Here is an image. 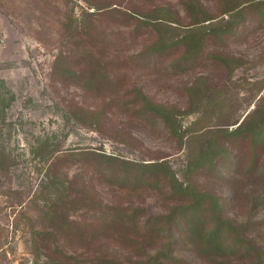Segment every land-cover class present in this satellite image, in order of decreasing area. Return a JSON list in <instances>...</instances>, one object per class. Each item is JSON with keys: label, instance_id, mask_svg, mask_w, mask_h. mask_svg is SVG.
<instances>
[{"label": "trees", "instance_id": "trees-1", "mask_svg": "<svg viewBox=\"0 0 264 264\" xmlns=\"http://www.w3.org/2000/svg\"><path fill=\"white\" fill-rule=\"evenodd\" d=\"M84 1L87 10L93 12H83L80 20L70 17L67 28L73 27L72 31L80 33L75 54L87 66L82 71L88 76L87 87L102 93L117 89L125 78L115 68L119 60L109 57L112 44L100 35H104L99 23L104 17L125 22L123 29L128 30V36L140 35L143 30L153 35L137 56L146 68L160 67L166 58L177 53L167 70L184 71L203 61L206 55L204 61L227 69L228 76L237 60L207 50L225 47L238 36L246 19L264 18V0H217L215 13L201 0H179L180 10L159 0H147L154 4L144 11ZM170 33L179 35L170 38ZM66 70L62 76L67 79L82 77ZM0 88V103L4 104L10 93L1 82ZM209 93L207 78L199 76L197 84L187 90L188 109H209L216 102ZM130 94L131 100H109L98 111L78 110L72 116L99 123L107 119L105 110L122 108L131 120L159 122L168 136L186 145V131H182L179 117L189 110L182 112L174 106L153 103L138 87ZM205 136L194 139L202 140ZM78 156L89 159L86 180L78 175L64 176V183H58V162L69 161L75 155L62 159L54 156L44 170L41 188L46 186L52 197L44 214L51 228L37 232L38 240L33 242L37 257L34 264H264V248L254 236L264 223L262 216H255L264 206V110H253L231 131L210 133L187 160L182 182L166 161L132 163L86 151ZM218 168L226 173H220ZM2 171L5 157L0 149ZM202 174L231 185L230 196L225 198L196 184V178ZM94 180L104 183L115 200L104 203ZM247 183H252L256 192L242 197L238 187L244 188ZM152 196L164 204V210L157 214L144 206L145 199ZM133 199L137 202L132 203ZM227 204L244 206L246 219L240 221L236 216L225 215ZM70 211L82 213V220L70 221ZM109 240L126 256L108 253L105 242ZM67 243L76 246L66 248ZM73 247L76 252H67ZM40 249L44 250L42 261L37 255Z\"/></svg>", "mask_w": 264, "mask_h": 264}, {"label": "rangeland", "instance_id": "rangeland-1", "mask_svg": "<svg viewBox=\"0 0 264 264\" xmlns=\"http://www.w3.org/2000/svg\"><path fill=\"white\" fill-rule=\"evenodd\" d=\"M159 1L175 10L181 8L179 0ZM201 2L212 13L216 12L217 0ZM94 3L138 11L154 4L147 0H94ZM83 12H93L87 10L84 0H0V82L10 93L6 102L0 103V149L5 157V171L0 173V264L36 261L33 242L38 240L37 232L51 228L44 213L52 197L46 186L41 188V181L52 157L75 155L69 161L58 162V183H64V176L78 175L86 180L89 159L78 156L83 151L132 163L166 161L182 182L187 160L208 140L210 133L231 131L253 110H264V18L246 19L244 28L225 47L207 50L237 60L228 76L227 69L204 61L206 55L203 61L184 71L167 70L177 53L166 58L160 67L146 68L137 56L153 35L143 30L140 35L128 36V30L123 29L125 22L104 17L99 22L104 35H100L112 44L109 57L119 60L115 68L125 78L117 89L102 93L87 87L88 76L82 72L87 66L75 54L80 33L72 31L73 27L67 28L70 17L80 20ZM66 69L82 77L67 79L62 76ZM201 75L207 78L209 95L216 102L206 111L201 106L188 109L187 90L197 84ZM134 87L141 88L153 103L174 106L182 112L189 110L179 117V125L186 131V145L168 136L159 122L131 120L122 108L105 110L107 119L99 123L72 116L78 110L98 111L109 100L124 97L131 100ZM203 134L206 136L202 140L194 139ZM195 183L225 198L233 190L231 185L206 174L197 177ZM93 185L104 203L115 200L104 183L94 180ZM238 189L242 197L256 192L252 183ZM136 202L137 199L132 200ZM144 206L152 214L164 210V204L155 196L146 198ZM225 215L236 216L240 221L246 219L244 206L227 204ZM255 216L264 218V206ZM68 218L80 222L83 217L78 211H70ZM254 236L264 248V223ZM105 243L108 253L126 256L113 241ZM75 250L73 247L67 252ZM37 253L42 261L44 250Z\"/></svg>", "mask_w": 264, "mask_h": 264}]
</instances>
